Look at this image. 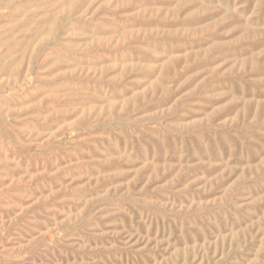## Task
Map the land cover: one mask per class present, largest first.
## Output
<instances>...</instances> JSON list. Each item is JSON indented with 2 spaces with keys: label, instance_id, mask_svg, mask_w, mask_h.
Listing matches in <instances>:
<instances>
[{
  "label": "rangeland",
  "instance_id": "1",
  "mask_svg": "<svg viewBox=\"0 0 264 264\" xmlns=\"http://www.w3.org/2000/svg\"><path fill=\"white\" fill-rule=\"evenodd\" d=\"M0 264H264V0H0Z\"/></svg>",
  "mask_w": 264,
  "mask_h": 264
}]
</instances>
